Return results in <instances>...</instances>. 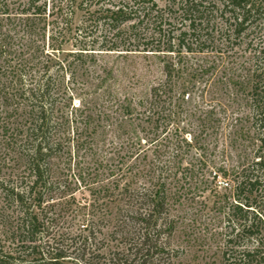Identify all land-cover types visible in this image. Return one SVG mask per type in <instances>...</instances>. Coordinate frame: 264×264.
<instances>
[{"label":"trees","instance_id":"16d2710c","mask_svg":"<svg viewBox=\"0 0 264 264\" xmlns=\"http://www.w3.org/2000/svg\"><path fill=\"white\" fill-rule=\"evenodd\" d=\"M102 55L151 58L164 79L139 96L97 72L82 88L66 85V75L72 81L75 68L92 69ZM217 69L247 100L244 151L256 143L239 169L211 172L231 183L220 201L223 264H264V0H0V264H165L171 195L197 173L186 159L202 138L189 122L167 129L174 114L160 101L183 97L189 74ZM159 115L168 123L161 132ZM134 116L152 124L145 144L156 159L114 164L102 137L120 139ZM80 149L89 161L73 177L91 201L76 207L80 227L64 250L51 229L61 176Z\"/></svg>","mask_w":264,"mask_h":264},{"label":"rangeland","instance_id":"374dc122","mask_svg":"<svg viewBox=\"0 0 264 264\" xmlns=\"http://www.w3.org/2000/svg\"><path fill=\"white\" fill-rule=\"evenodd\" d=\"M156 2L162 6L165 0H156ZM80 17L81 13L77 12L76 22ZM196 58L202 59V57ZM98 59L99 62L92 69L85 65L75 68L72 81H68L71 78L66 75V85L82 88L84 83L96 81L97 74L106 75V84L110 88L122 95L139 96L148 93L154 83L164 79L161 66L151 58L145 60L141 55L126 58L118 55H102ZM213 71L214 75L206 73L203 77L189 74V85L185 89L187 93L183 97L172 94L171 104L168 100L165 103L163 100L160 101V105L164 107L163 114L169 112L174 114L171 126L167 129L173 131L175 126L181 127L189 122V132H196L202 138L200 145L189 150V157L186 159L189 168H192L191 165L194 166L197 173L190 176L189 181L179 180L171 195L169 216L174 221V231L168 243L170 257L166 259L165 264H223L225 222L220 201L223 195H230L231 183L219 176L214 177L211 172L220 166L239 169L245 165V152L254 149L256 144L251 143L244 151L247 145L245 139L252 136L250 123L245 120L248 111L247 100L241 95V91H238V87L222 77L221 69ZM82 97L83 95H80L73 99L74 106L78 105ZM186 112L189 114L188 117ZM161 116L163 115H159V132L165 127L162 124L167 123L163 118L161 119ZM151 126L143 118L139 120L134 116L128 126L120 130V139L117 140L111 131L105 132L99 147L103 146V150L113 159L114 164L133 162L136 157L138 163L142 165L152 164L157 153L145 144L146 136L151 137L149 131ZM130 138L134 139V142L140 140V145H135V142V146H132ZM188 138L190 139V133ZM74 144L71 146H75ZM121 144L126 146L125 153L116 149ZM128 149H131V152H127ZM72 150L74 152L76 148L73 147ZM84 154L83 149L73 153L71 170L65 169L61 176L65 193L57 200L62 204L59 206L60 210H57L58 218L51 230L54 240L59 243L58 248L64 250L69 246L68 238L75 235L80 227L76 207L89 204L91 201L84 185L76 182L73 177L78 172L76 165L89 161V157ZM59 166L67 168L66 164ZM68 252H71V249ZM66 264L75 263L66 261Z\"/></svg>","mask_w":264,"mask_h":264}]
</instances>
